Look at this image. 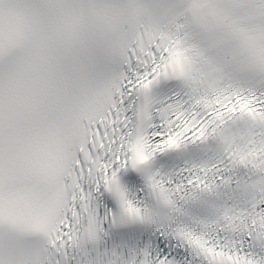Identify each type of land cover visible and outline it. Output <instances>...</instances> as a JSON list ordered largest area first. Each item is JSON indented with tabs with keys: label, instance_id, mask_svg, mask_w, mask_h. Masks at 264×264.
<instances>
[{
	"label": "snow or ice",
	"instance_id": "obj_1",
	"mask_svg": "<svg viewBox=\"0 0 264 264\" xmlns=\"http://www.w3.org/2000/svg\"><path fill=\"white\" fill-rule=\"evenodd\" d=\"M0 264H264V0H0Z\"/></svg>",
	"mask_w": 264,
	"mask_h": 264
}]
</instances>
